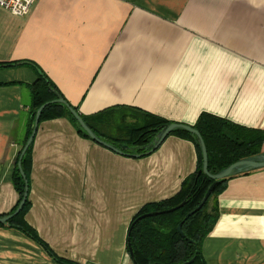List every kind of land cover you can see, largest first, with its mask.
Returning <instances> with one entry per match:
<instances>
[{
    "label": "crops",
    "instance_id": "crops-1",
    "mask_svg": "<svg viewBox=\"0 0 264 264\" xmlns=\"http://www.w3.org/2000/svg\"><path fill=\"white\" fill-rule=\"evenodd\" d=\"M39 71L85 117L140 112L194 126L207 113L264 132V0H35L22 17L0 8V216L19 200L12 178ZM197 166L195 145L177 136L133 158L65 118L45 121L26 221L67 262L134 264L133 218L175 197ZM214 203L206 264H264V169L232 177ZM56 263L0 227V264Z\"/></svg>",
    "mask_w": 264,
    "mask_h": 264
},
{
    "label": "trees",
    "instance_id": "trees-1",
    "mask_svg": "<svg viewBox=\"0 0 264 264\" xmlns=\"http://www.w3.org/2000/svg\"><path fill=\"white\" fill-rule=\"evenodd\" d=\"M28 88L31 94V103L27 112L22 115V147L33 131L35 115L41 106L58 99V96L72 106L41 71H39L36 83L28 85ZM73 108L78 112L76 107ZM113 115L109 111L95 117L81 116L86 124L107 143L117 147L119 145L128 146L129 149L126 151L128 157L130 155L146 156L147 150L145 147L156 138L161 127L173 123L140 112H125L119 116ZM129 117L134 119L132 123L127 121ZM59 118L69 120L81 137L89 139L84 132L77 128V122L67 107L61 104L54 103L45 108L39 124ZM193 127L199 131L204 139L209 157V172L213 175L241 159L264 153V132L262 131L242 128L207 113H202ZM171 136L187 139L195 145L198 166L196 171L184 180L180 192L175 197L145 205L133 218L128 232L127 244L128 251L131 250L133 255L134 264H184L191 260H193L192 264H206L202 252L203 244L215 227L219 217L214 198L226 189L228 181L232 179L219 181L210 199L202 209L185 220L188 214L194 212L201 205L214 181L204 173H200L203 160L196 138L184 132H175ZM20 156L21 153L17 158L12 178L19 200L10 214L17 210L25 193V182L18 169ZM21 167L28 184H30L32 145L22 158ZM182 203H185L184 206L171 213L145 218L134 224L143 215L169 211L179 207ZM30 207L31 203L28 196L21 212L10 220L7 225L0 227H8L23 233L41 245L58 264H74L55 255L50 247L40 239L36 230L28 224L26 214ZM180 223H183L182 231L186 238L181 237L177 231Z\"/></svg>",
    "mask_w": 264,
    "mask_h": 264
},
{
    "label": "water",
    "instance_id": "water-1",
    "mask_svg": "<svg viewBox=\"0 0 264 264\" xmlns=\"http://www.w3.org/2000/svg\"><path fill=\"white\" fill-rule=\"evenodd\" d=\"M54 103L66 106L67 109L69 110V112L71 113V115L75 118V120L77 122V128L81 132H84L88 136V138L90 140H92L94 143H96L99 146L104 147V148H106V149H108V150H110L116 154L128 156V154H126V151L129 149L128 146L119 145L117 147V146H114V145L109 144L106 141H104L86 124V122L83 120L82 116L76 111V109H74L72 106H70L62 97L58 96V99L44 104L36 112L33 131L31 133L30 137L28 138L26 144L23 146V148L21 150L20 161L18 164V169H19L21 176L25 182V193H24L23 199L21 200V203L19 204L17 210L14 213L9 214V215H5V216H0V226L7 225L10 222V220H12L14 217H16L21 212L24 204L26 203V200H27L28 195H29V184H28V181L26 180V176L22 170L21 161H22V158L24 157V155L26 154V152L28 151L29 147L32 145V143L34 141V138L36 136V133H37V130L39 127L40 117H41L44 109L47 108L49 105L54 104ZM175 132L188 133V134L193 135L196 138L198 145H199V148H200V151H201L202 160H203L202 170L200 171V173H204L207 177H209L211 180L214 181V183L208 189L201 205L194 212L188 214L186 216L185 220L189 219L194 213H196L202 209V207L210 199V197L213 194V192L217 186V183L219 181H222V180H225L228 178H232V177H235L238 175L246 174V173H249L252 171L264 169V153H262V154L255 155V156H252V157H249L246 159H241V160L237 161L236 163H234V164L228 166L227 168L223 169L219 173H217L215 175L211 174L209 172L208 151H207V147H206V144L204 142L203 137L201 136L199 131L197 129H195L193 126L186 125V124H180V123H172L169 125L162 126L160 131L158 132L156 138L145 147V149L147 150V152L145 154L149 155V154L153 153L154 151H156L165 142V140ZM141 156L142 155H130V157H133V158H140ZM184 204L185 203H182L179 207L171 209L169 211L160 212V213H150V214L143 215V216L139 217L134 224H136L137 222H139L141 220H144L145 218H150V217L158 216V215L165 214V213H171V212L175 211L176 209L184 206ZM182 227H183V223H180L178 225L177 231L181 237L186 238L185 234L182 231ZM129 253H130V256L132 258L133 255L131 253V250L129 251ZM192 263H193V260L188 261L184 264H192Z\"/></svg>",
    "mask_w": 264,
    "mask_h": 264
},
{
    "label": "built area",
    "instance_id": "built-area-1",
    "mask_svg": "<svg viewBox=\"0 0 264 264\" xmlns=\"http://www.w3.org/2000/svg\"><path fill=\"white\" fill-rule=\"evenodd\" d=\"M34 1L35 0H0V8L22 17L27 15L30 11Z\"/></svg>",
    "mask_w": 264,
    "mask_h": 264
}]
</instances>
